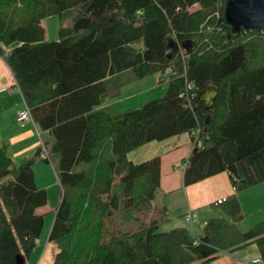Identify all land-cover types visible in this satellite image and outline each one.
Segmentation results:
<instances>
[{"label": "trees", "instance_id": "trees-1", "mask_svg": "<svg viewBox=\"0 0 264 264\" xmlns=\"http://www.w3.org/2000/svg\"><path fill=\"white\" fill-rule=\"evenodd\" d=\"M223 9L224 0H0V45L10 48L4 60L34 123L53 137L35 153L43 151L46 162L55 156L61 187L48 236L58 247L52 264H211L250 245L264 263V221L233 229L243 217L236 194L212 202L224 214L197 234L184 226L159 230L162 214H148L160 156L128 158L181 133L193 141L199 128L184 185L223 171L235 191L264 181V31L228 39ZM74 10L71 26L46 40L42 19ZM171 30L192 41L184 61L178 52L165 56ZM153 73L168 84L162 96L123 111L101 106ZM209 82L218 85L213 106L191 109L180 96L185 84L195 103ZM33 159L15 164L0 146V264L28 257L43 226L36 210L47 191L35 183Z\"/></svg>", "mask_w": 264, "mask_h": 264}, {"label": "crops", "instance_id": "crops-1", "mask_svg": "<svg viewBox=\"0 0 264 264\" xmlns=\"http://www.w3.org/2000/svg\"><path fill=\"white\" fill-rule=\"evenodd\" d=\"M14 81L12 71L6 64L4 57L0 55V146L5 147L7 154L15 164L25 162L26 153L32 152L34 155L32 163L34 180L38 187L44 188V172L51 171L50 164L43 160L45 155L43 151L35 156L40 147L38 140L26 143L25 137L29 134L17 132V130H21L31 123L16 126V113L23 107L24 103L20 91L15 88ZM112 103H104L101 106ZM40 140L44 142V140ZM194 148L189 134L181 133L162 141H151L128 153V155L136 153L135 157H129L135 162L143 161L155 155L160 156V186L153 204L162 214L161 221L170 224V228L180 226L188 228L189 224L185 219V214L192 210L196 214L195 223H199V229L201 224L208 219L222 215L220 208L212 205V202L226 195H238V191H235L231 185L229 174L225 171L189 185L183 184L182 175L185 168L183 164ZM52 167L55 173L54 180L59 184L54 163H52ZM38 209L36 212L42 214ZM236 256L235 259H232L227 254H223L211 264H244L236 259ZM257 256L255 254L253 257Z\"/></svg>", "mask_w": 264, "mask_h": 264}, {"label": "rangeland", "instance_id": "rangeland-1", "mask_svg": "<svg viewBox=\"0 0 264 264\" xmlns=\"http://www.w3.org/2000/svg\"><path fill=\"white\" fill-rule=\"evenodd\" d=\"M189 8L192 9L193 7L190 6ZM75 14L76 10H74L69 15H66V17L63 19H60L57 14L49 15L43 18L41 22L45 30V39L48 41L57 40L59 37L58 29L60 25L64 27L71 26L72 18ZM120 80L123 79L121 78L119 81ZM167 87V82L162 81L159 74L153 73L142 78L132 79L131 81L127 82L119 88L116 96L106 99L105 104L114 102L117 108L113 109L123 111L128 108L143 104L150 99L162 96L165 93ZM16 126H18V124ZM17 132H21V134H29L27 137H25L26 143L38 140V146H41L42 142L40 139H42L44 142H47L49 146L53 141L52 135L45 130L39 129L37 125L36 127L32 124L28 125L21 130H17ZM135 154L136 153H131L128 155V158L135 157ZM30 158H34V155L32 152H27L26 156L24 157L25 161ZM55 161V156L52 155L51 162H49L51 171L44 172L45 178L43 185L47 191V203L38 209V211L43 214V226L36 241V245L29 256L25 257L22 255L23 259L26 260V264H52L55 253L58 249L56 241L48 240L55 209L60 201V186L58 183H56L57 181L54 180L55 173L52 167V163H55ZM237 198L241 206V213L243 214V217L236 222L233 229L243 232L264 221V181L255 185H251L247 188L240 189L238 191ZM220 211L223 215V211L221 209ZM160 216L161 213L152 203V208L148 214V217L161 218ZM203 224H201L200 228L198 229L199 223H194L196 231L194 232L196 234L202 230ZM190 226L191 225H188L189 230H191ZM170 227V224H166L165 222L161 221L159 230L167 231L171 229ZM225 254H227L232 259L237 255L236 259L244 264H248L241 260V257L246 256L250 259L254 258L253 256L256 254V250L254 246L250 245L241 247L233 254Z\"/></svg>", "mask_w": 264, "mask_h": 264}, {"label": "water", "instance_id": "water-1", "mask_svg": "<svg viewBox=\"0 0 264 264\" xmlns=\"http://www.w3.org/2000/svg\"><path fill=\"white\" fill-rule=\"evenodd\" d=\"M219 22L226 29L228 39L237 37L242 30L259 29L264 31V0H224L223 14L219 18ZM180 46L188 53L192 49V41L189 39L182 40ZM178 48V43L172 38H168L165 46V56L172 58ZM217 94L218 85L215 82H209L198 93L193 109H196L201 103L205 109H210L216 100ZM23 262L24 259L20 254L17 258V264H23Z\"/></svg>", "mask_w": 264, "mask_h": 264}, {"label": "built area", "instance_id": "built-area-1", "mask_svg": "<svg viewBox=\"0 0 264 264\" xmlns=\"http://www.w3.org/2000/svg\"><path fill=\"white\" fill-rule=\"evenodd\" d=\"M193 6V5H191ZM216 15L219 16V12L216 11ZM169 38H172L174 41H176L179 45V48L176 52H178L179 56L181 57V60H185V58L187 57V52L180 46V41L177 39L176 34L173 30L170 31L169 33ZM1 49L3 51V56H5L6 54L9 53V48L6 47L4 44H1ZM15 88L19 90V87L17 84H15ZM192 90V85L191 84H185V89L182 91V93H180L181 97H185L186 103L187 105L193 109V98H194V93L191 91ZM23 107L21 109H19L16 113L15 116V120L16 123L20 126H24L27 123H31L32 125H34L36 127V124L34 123L33 117L31 115L30 109L28 108V106L26 105V103L23 101ZM199 132L200 129L198 128L196 130V134L193 138V145L194 147L198 146L200 144V139H199ZM183 166H186V161L184 162ZM185 219L188 222L189 225H193L196 222V214L192 211L189 210L186 212L185 214ZM241 260H243L245 263L248 264H264L263 261L261 260V258L258 257H254V258H248V257H241Z\"/></svg>", "mask_w": 264, "mask_h": 264}]
</instances>
